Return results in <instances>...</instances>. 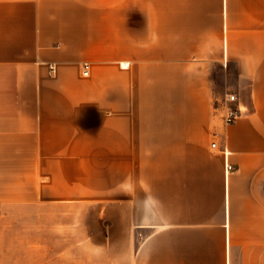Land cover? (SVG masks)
<instances>
[{
	"label": "crops",
	"instance_id": "obj_1",
	"mask_svg": "<svg viewBox=\"0 0 264 264\" xmlns=\"http://www.w3.org/2000/svg\"><path fill=\"white\" fill-rule=\"evenodd\" d=\"M0 218V264H264V0H0Z\"/></svg>",
	"mask_w": 264,
	"mask_h": 264
},
{
	"label": "built area",
	"instance_id": "obj_2",
	"mask_svg": "<svg viewBox=\"0 0 264 264\" xmlns=\"http://www.w3.org/2000/svg\"><path fill=\"white\" fill-rule=\"evenodd\" d=\"M89 62H85L83 64V72L84 74H88L89 72ZM52 70H54V66H52ZM238 96L234 92H229L226 94L225 98L222 101V109H223V117L224 121L227 124L234 123L237 118L240 116L242 112L241 106L237 103ZM216 145V142L213 143V146ZM226 155H228V151L225 150ZM234 169V166L227 162L226 164V171L227 173L232 171Z\"/></svg>",
	"mask_w": 264,
	"mask_h": 264
},
{
	"label": "rangeland",
	"instance_id": "obj_3",
	"mask_svg": "<svg viewBox=\"0 0 264 264\" xmlns=\"http://www.w3.org/2000/svg\"><path fill=\"white\" fill-rule=\"evenodd\" d=\"M221 74L222 73L220 71L217 72V75H218L219 78L221 77ZM58 221H59V223H61V222H64L65 220L64 219H59ZM1 224L2 223H1V218H0V226H1ZM32 225H33V220L30 219L29 222H27V226H32ZM31 255H32V252H27V256H31Z\"/></svg>",
	"mask_w": 264,
	"mask_h": 264
}]
</instances>
